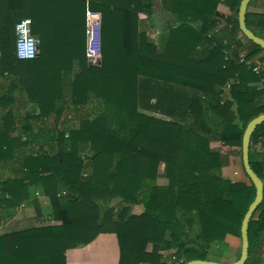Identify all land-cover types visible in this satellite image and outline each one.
Here are the masks:
<instances>
[{"label":"trees","instance_id":"obj_1","mask_svg":"<svg viewBox=\"0 0 264 264\" xmlns=\"http://www.w3.org/2000/svg\"><path fill=\"white\" fill-rule=\"evenodd\" d=\"M241 1L160 0L169 18L156 40L148 35L156 0H0V203L9 207L0 222L30 186L60 222L1 236L0 264H70L103 233L116 235L119 264H186L208 260L228 234L241 238L256 189L220 172L231 156L242 159L246 126L264 113V68L248 64L264 50L240 41ZM254 7L264 0L249 2L246 24L264 39V13ZM88 10L103 18L100 67L86 57ZM28 17L40 52L20 60L15 26ZM148 92L152 111L181 120L141 111ZM250 164L264 182V123L251 137ZM248 239L245 264H264V199Z\"/></svg>","mask_w":264,"mask_h":264},{"label":"crops","instance_id":"obj_2","mask_svg":"<svg viewBox=\"0 0 264 264\" xmlns=\"http://www.w3.org/2000/svg\"><path fill=\"white\" fill-rule=\"evenodd\" d=\"M252 10L255 12L264 13V8L261 7H254ZM221 14L223 17L221 19L220 27L225 25V19L231 15V11L227 10L226 12H221ZM156 15V29L154 27L150 29L148 35L151 38L158 40L159 34L163 32L164 21L159 18L158 13ZM65 30V26L50 28V34L51 36L54 35L53 37L56 38L59 34L62 35ZM155 33L157 34L156 37ZM239 38L242 42L244 39L248 41V39L242 35H239ZM243 43H245V41ZM79 67V62L74 61L73 71L78 72ZM149 95L150 92H148V96H144V99L140 101V110L148 115L154 116V114H149V112H152V110L149 108L152 104V99H149ZM35 108V105H31L27 111H31ZM10 109L16 111L17 114L16 104H12ZM25 112L26 111L23 110L21 113L24 114ZM158 113L164 115L160 112ZM219 149L220 148L217 150ZM253 152L256 160H260L263 157V147L261 143L255 145ZM220 174L222 177L231 180L232 182H245L250 184L249 178L243 169L242 159L238 156H231L230 163L226 167L222 168ZM27 190L29 193L31 192L32 195L12 208V210H14L13 216L0 222V237L31 228L60 224L58 221L50 220V215L52 212L51 201L46 195L43 194L41 188L35 190V186H30V188ZM7 208H9L7 204L4 202L0 203V215H4ZM142 211L143 207L140 205L136 206L134 209V213L137 214L141 213ZM151 247L152 246L150 245L149 249H151ZM4 249L5 246L3 243H0V261H3L1 252H3ZM212 249H214V251L216 249H220V254L216 258L208 257V260L221 263H232L238 260L240 257L242 241L241 238L228 234L223 241L214 243L211 246L209 253H211ZM119 262L120 247L118 244V239L113 233L100 234L92 243H90L87 253L76 251L70 257V264H119Z\"/></svg>","mask_w":264,"mask_h":264},{"label":"water","instance_id":"obj_3","mask_svg":"<svg viewBox=\"0 0 264 264\" xmlns=\"http://www.w3.org/2000/svg\"><path fill=\"white\" fill-rule=\"evenodd\" d=\"M252 0H242L239 7L238 21L239 28L243 35L254 44L258 45L264 50V39L257 36L251 29L248 28L246 24V12L249 2ZM264 123V113L258 115L252 119L244 131L243 140H242V164L243 169L251 183L256 189V195L253 202L250 204L241 226V241H242V250L238 260L232 263H221L211 260H191L186 264H245L248 260V250H249V239H248V226L249 222L264 199V182L263 180L255 173L250 164V142L253 133L256 128Z\"/></svg>","mask_w":264,"mask_h":264},{"label":"built area","instance_id":"obj_4","mask_svg":"<svg viewBox=\"0 0 264 264\" xmlns=\"http://www.w3.org/2000/svg\"><path fill=\"white\" fill-rule=\"evenodd\" d=\"M21 20L20 22H22ZM19 23V22H18ZM102 26L103 18L102 14L98 11L88 10L86 13V35H87V49L86 57L89 66L100 67L103 60L102 50ZM31 31L29 35L35 36L32 33V22L28 26ZM40 41V40H39ZM36 55L33 58H20V60H33L39 56L40 43L36 45ZM16 54H17V33H16ZM249 64V63H248ZM255 72H258V68L254 67ZM172 262L175 264H182L183 260H177L175 257L172 258Z\"/></svg>","mask_w":264,"mask_h":264},{"label":"clouds","instance_id":"obj_5","mask_svg":"<svg viewBox=\"0 0 264 264\" xmlns=\"http://www.w3.org/2000/svg\"><path fill=\"white\" fill-rule=\"evenodd\" d=\"M31 18H24L16 24L17 33V55L20 58H33L36 55V45L40 43L39 38L29 35L31 29L28 27Z\"/></svg>","mask_w":264,"mask_h":264},{"label":"rangeland","instance_id":"obj_6","mask_svg":"<svg viewBox=\"0 0 264 264\" xmlns=\"http://www.w3.org/2000/svg\"><path fill=\"white\" fill-rule=\"evenodd\" d=\"M156 3H157V5H156L155 16H157L156 14L158 13L159 18H161L165 22L169 18V14L162 9L161 4H160V0H156ZM156 35L157 34L155 33V37H156ZM244 41H245V43H243ZM244 41L243 42L241 41V42L243 44H245V45L250 44L246 39H244ZM248 63H249V65L250 64L253 65L255 63L254 67L258 68V70H259L258 72H260L264 68V66H263L264 65V53L258 54L255 58H253ZM155 102H156V99L152 98V102L151 103L154 105ZM149 114H154V116H157L159 118H163L165 120H171V119H174L176 121L177 120H179V121L181 120V118L179 116H172V115H168V114L161 115L157 111L149 112ZM181 122H183V121H181ZM219 150L225 151L224 148H220ZM158 182H159V184H166L167 181L164 178H160ZM219 254H220V249H218V250L216 249L215 251H214V249H212L211 253H209L208 257L216 258V257H218ZM171 262L172 261H170L169 264L173 263V262L172 263Z\"/></svg>","mask_w":264,"mask_h":264}]
</instances>
